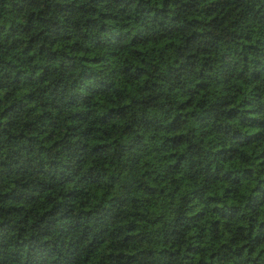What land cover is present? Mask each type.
Wrapping results in <instances>:
<instances>
[{
    "label": "trees",
    "instance_id": "16d2710c",
    "mask_svg": "<svg viewBox=\"0 0 264 264\" xmlns=\"http://www.w3.org/2000/svg\"><path fill=\"white\" fill-rule=\"evenodd\" d=\"M0 264H264V0H0Z\"/></svg>",
    "mask_w": 264,
    "mask_h": 264
}]
</instances>
